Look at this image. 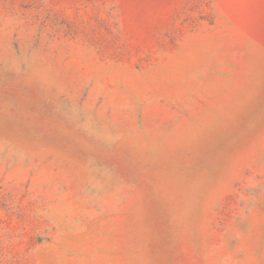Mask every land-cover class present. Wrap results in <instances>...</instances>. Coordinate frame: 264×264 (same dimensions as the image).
<instances>
[{
    "label": "rangeland",
    "instance_id": "rangeland-1",
    "mask_svg": "<svg viewBox=\"0 0 264 264\" xmlns=\"http://www.w3.org/2000/svg\"><path fill=\"white\" fill-rule=\"evenodd\" d=\"M0 264H264V0H0Z\"/></svg>",
    "mask_w": 264,
    "mask_h": 264
}]
</instances>
